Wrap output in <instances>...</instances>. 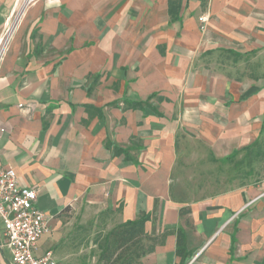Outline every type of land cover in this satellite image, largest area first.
<instances>
[{
    "label": "crops",
    "instance_id": "1",
    "mask_svg": "<svg viewBox=\"0 0 264 264\" xmlns=\"http://www.w3.org/2000/svg\"><path fill=\"white\" fill-rule=\"evenodd\" d=\"M18 1L0 0V36ZM177 1L174 20L169 0L28 9L0 65V171L37 190L49 231L35 256L63 261L69 209L114 227L147 216L158 243L141 264H181L178 248L184 264H264V178L171 198L179 157H199L184 136L221 165L264 139V0ZM3 232L0 220V264H11Z\"/></svg>",
    "mask_w": 264,
    "mask_h": 264
},
{
    "label": "rangeland",
    "instance_id": "2",
    "mask_svg": "<svg viewBox=\"0 0 264 264\" xmlns=\"http://www.w3.org/2000/svg\"><path fill=\"white\" fill-rule=\"evenodd\" d=\"M38 1L41 0L34 3ZM23 3L24 0H19L13 7L12 16L4 26L2 35L7 26H11L17 21L0 65L18 33L28 9L34 4L25 6L21 10ZM184 139L179 142L184 153H197L199 157L184 158V155V157H179L178 165L172 175L174 180L171 188L172 200L179 203H195L232 191L235 187L258 188L261 185V180L264 178V161L261 159L263 138L258 141V145L252 151L241 152L232 163L224 165L213 161L212 155L195 137L186 138L184 136ZM262 196L259 197L262 198ZM114 226L110 216L97 214L93 211L80 213L78 210L66 209L63 215L64 239L62 247L59 249L63 261L60 264H102L98 262L99 250L95 245V240L98 236H104Z\"/></svg>",
    "mask_w": 264,
    "mask_h": 264
},
{
    "label": "built area",
    "instance_id": "3",
    "mask_svg": "<svg viewBox=\"0 0 264 264\" xmlns=\"http://www.w3.org/2000/svg\"><path fill=\"white\" fill-rule=\"evenodd\" d=\"M35 1L24 0V6L21 7L24 9ZM13 24L7 26L0 37V62L17 21ZM36 200L37 190L19 186L12 169L0 171V220L4 228L5 245L11 254V264H57L51 252L34 255L38 240L49 231L47 218L37 209Z\"/></svg>",
    "mask_w": 264,
    "mask_h": 264
},
{
    "label": "trees",
    "instance_id": "4",
    "mask_svg": "<svg viewBox=\"0 0 264 264\" xmlns=\"http://www.w3.org/2000/svg\"><path fill=\"white\" fill-rule=\"evenodd\" d=\"M178 1L169 0L168 11L172 20L176 19ZM130 107H138L142 104H128ZM226 158L224 161H231ZM147 216L142 215L134 221H127L111 229L104 236H98L95 245L99 250L98 262L102 264H141V260L152 253L158 243L156 238L147 235L144 224ZM176 255L181 257L184 264L183 249L178 248Z\"/></svg>",
    "mask_w": 264,
    "mask_h": 264
}]
</instances>
